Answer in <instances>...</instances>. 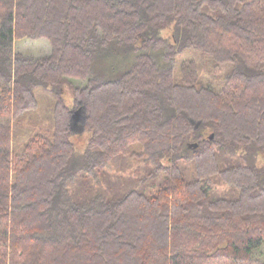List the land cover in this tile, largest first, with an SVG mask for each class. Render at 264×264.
I'll use <instances>...</instances> for the list:
<instances>
[{"label":"trees","instance_id":"obj_1","mask_svg":"<svg viewBox=\"0 0 264 264\" xmlns=\"http://www.w3.org/2000/svg\"><path fill=\"white\" fill-rule=\"evenodd\" d=\"M38 89L54 130L17 148ZM262 156L264 0H0V264H264Z\"/></svg>","mask_w":264,"mask_h":264},{"label":"rangeland","instance_id":"obj_2","mask_svg":"<svg viewBox=\"0 0 264 264\" xmlns=\"http://www.w3.org/2000/svg\"><path fill=\"white\" fill-rule=\"evenodd\" d=\"M16 51L23 52L26 54H32L37 57H41L44 55H49L52 51V46L50 41L47 39H37V40H24L16 42ZM184 60V55H181L177 59V66L180 62ZM133 59L130 57L125 50H114L105 51L101 56L97 58L96 68L98 71L103 70V72L109 74L111 72L123 71L126 69L131 63ZM202 81L205 84L210 83V76L208 72V64L203 66L202 72ZM86 83L82 80L72 79L67 85L64 93V98L66 103L69 106H72L75 102V98L73 95V89L75 87L85 86ZM37 99L40 105L36 110L30 111L25 115L21 116L20 119H17L14 123V145L17 148H21L26 140L33 136L34 134H51L54 130V122H53V103L47 98L46 93L38 89L36 91ZM49 99V100H48ZM52 106V107H51ZM75 109L74 111H76ZM73 111L72 115L75 113ZM71 115V124H73V131L75 132V136L73 137V141H75L76 146L79 150H84L86 146V142L89 138L88 135H85L82 130V115H79L77 118L72 119ZM133 160V159H132ZM134 161V160H133ZM135 164L138 165L137 161H134ZM264 163V156L260 157L258 160V164L261 165ZM130 164H132L130 162ZM117 166V165H116ZM113 179H116V176H113ZM255 256L259 258H264V245L259 250L255 251Z\"/></svg>","mask_w":264,"mask_h":264},{"label":"water","instance_id":"obj_3","mask_svg":"<svg viewBox=\"0 0 264 264\" xmlns=\"http://www.w3.org/2000/svg\"><path fill=\"white\" fill-rule=\"evenodd\" d=\"M83 111H84L83 108H79L76 111H74L75 113L72 115V119L77 118L79 115H82V118L84 119L85 116H84V112ZM213 136L214 135L212 134L211 138H213ZM189 146L192 147V148H197L199 146V144L196 143V142H193V143H190Z\"/></svg>","mask_w":264,"mask_h":264}]
</instances>
